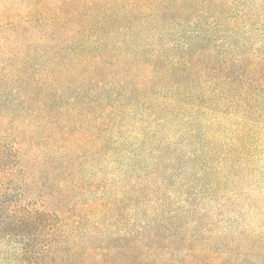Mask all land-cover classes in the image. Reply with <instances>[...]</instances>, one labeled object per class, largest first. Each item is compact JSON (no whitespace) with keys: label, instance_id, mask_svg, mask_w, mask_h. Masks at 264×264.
Masks as SVG:
<instances>
[{"label":"trees","instance_id":"obj_1","mask_svg":"<svg viewBox=\"0 0 264 264\" xmlns=\"http://www.w3.org/2000/svg\"><path fill=\"white\" fill-rule=\"evenodd\" d=\"M0 2L40 73L0 112V264H264L193 244L264 155V0Z\"/></svg>","mask_w":264,"mask_h":264},{"label":"rangeland","instance_id":"obj_2","mask_svg":"<svg viewBox=\"0 0 264 264\" xmlns=\"http://www.w3.org/2000/svg\"><path fill=\"white\" fill-rule=\"evenodd\" d=\"M26 28L19 14L10 26L4 25L0 16V112L5 111L3 101L7 89H38L37 79L40 73L36 64V34L32 25H29L28 30ZM263 157L264 155L256 156L249 169L248 166L242 168L245 175L242 172L236 177V182L228 186V194L221 203L222 211L215 213L212 218L201 219L200 226L205 228L200 230L198 240L193 243L196 250H239L233 247L234 240L251 244L252 241L259 242V238L264 236ZM195 219L197 218L187 217L181 222L188 228ZM148 220H151L150 216ZM128 221L130 216L125 217L118 228L124 229ZM192 229L191 227L190 235L193 233ZM249 260L247 258L245 263L248 264Z\"/></svg>","mask_w":264,"mask_h":264}]
</instances>
